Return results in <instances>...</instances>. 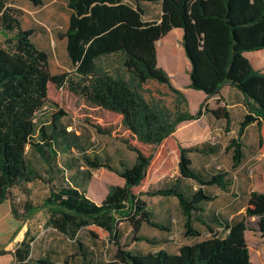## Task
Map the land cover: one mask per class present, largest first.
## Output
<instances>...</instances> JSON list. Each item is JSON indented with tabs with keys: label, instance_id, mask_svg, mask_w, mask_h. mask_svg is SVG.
I'll use <instances>...</instances> for the list:
<instances>
[{
	"label": "trees",
	"instance_id": "1",
	"mask_svg": "<svg viewBox=\"0 0 264 264\" xmlns=\"http://www.w3.org/2000/svg\"><path fill=\"white\" fill-rule=\"evenodd\" d=\"M28 1L34 7L42 5V0ZM125 1L68 0L70 17L64 38L72 75H51L47 54L31 41L33 31L21 26L23 13L9 7L8 0H0V206L10 201L11 190L42 180L27 162L28 150L47 161L45 147L73 148L59 127L66 114L54 111L58 100L50 101V90H62L97 114V120L88 119L87 125L121 143L132 160L114 168L107 161L85 157L88 170L105 169L121 179L123 186L110 188L97 205L86 196L92 175L86 171L81 183L64 179L47 185L48 195L41 206L26 201L25 219L45 209L46 226L75 243L83 264H92L93 249L89 248L93 247L80 243L81 234L93 246L107 241L113 247L105 264H252L245 232L254 230L264 238V194L249 193L245 213L237 220L204 217L202 206L215 199L205 188L227 192L232 182L227 173L206 175L192 168L191 154L213 153L215 147L205 143L184 148L174 137L181 123L203 115L228 125L229 113L225 107L202 110L200 105L190 114L183 93L157 66V55L167 65H175L174 39L159 42L157 55L155 45L173 29L182 30V47L190 64L189 89L202 92L206 99L219 96L224 86L239 92L247 114L238 135L255 124L257 152L264 155V73L254 70L243 56L264 50V0H127L134 5ZM140 4H158L159 20L144 21ZM115 59L118 66L106 67ZM47 106L53 111L50 121L39 123L38 115ZM227 150H232L231 170H235L243 158L242 145L231 141ZM173 168L176 178L144 190L153 176H169ZM167 197L178 202L185 218V238L200 237L194 223L205 227L210 238L182 246L174 255L164 251L141 255L128 249L140 242L154 245V240L140 234L143 225L169 232L152 220L142 199ZM9 214L20 221L13 205ZM122 222L131 228L126 244L117 230ZM209 223L222 232L213 233ZM31 242L24 241L10 252L12 264H52L47 259L32 260Z\"/></svg>",
	"mask_w": 264,
	"mask_h": 264
},
{
	"label": "rangeland",
	"instance_id": "2",
	"mask_svg": "<svg viewBox=\"0 0 264 264\" xmlns=\"http://www.w3.org/2000/svg\"><path fill=\"white\" fill-rule=\"evenodd\" d=\"M67 2L68 0H42V5L40 7H34L28 0H8L9 7L18 9L23 13L21 26L25 30L33 31L31 41L34 46L47 54L51 75H72V67L66 57L64 48V33L70 17ZM125 2L134 5L127 0ZM139 6L144 13L143 19L145 21L159 20L160 7L158 4H140ZM172 33L173 34L168 40L177 39L176 33ZM2 43L3 38L0 36V45H2ZM179 44L182 49V38ZM173 55V61L177 68L176 72L179 76L173 78L169 76L166 71L168 69L172 70L173 66L167 65V63L163 61V58H160V62L157 66L168 75L172 85H177L179 88L183 86L188 87L187 83H189V78L186 75L188 73L186 66L187 59L184 54L178 51ZM105 65L108 68H114L118 66V59L109 60ZM189 91L192 93H186L184 96L188 103V111L192 115L197 112L200 105L202 110L225 107L223 106V98H225L231 106L234 105L235 109H238V96L236 95H220L215 100L209 101V99L203 100L200 98L202 95H197L200 92ZM49 95L52 103L58 100V106L54 111L57 112L61 109V111L66 114V117L60 119L59 127L64 130L73 148L65 151L63 150V146H58L56 144L53 148L45 147L47 161H43L36 152L28 150L27 162L42 180H36L31 184L23 185L21 190H11L9 197L10 201L0 206V264H11L13 257L10 252L18 248L24 241H33L39 234L46 232L44 230L48 227L46 226L47 211L45 209H37L34 214L25 219L22 208L26 201L31 202L34 207H39L48 195L47 185L60 184L64 179H67L70 183H81L82 180H84V173L90 171L92 175L88 183L86 196L96 204H100L110 188L122 187L123 182L116 175L105 169L88 170L83 159L87 157L89 160L98 159L101 162L107 161V163L114 168L118 167L121 162L128 163L132 160L133 155L129 153L121 143L107 136L97 134L92 127L87 125L86 122L88 119L95 121L98 116L82 106V103L78 99L62 90H50ZM236 111L237 112L233 113L230 117L228 125L220 122L216 123V125H211L210 135L204 138L207 141L220 145L219 152L211 157L215 164L226 165L227 153L232 151L227 150V146L231 141L240 142L247 157L251 158L256 156L254 144L255 138H258L257 132L251 124L248 125L244 129L242 135L239 136V124L243 121L244 117L240 115L241 113L238 110ZM52 113L53 111L49 106L45 107L40 115H38L39 123L48 124ZM255 161L256 160L253 159L244 168L248 181L255 180L256 171L254 170V166H252V163ZM174 170L175 168H173V171ZM152 178L145 185L146 187L149 184L148 190L156 187L160 181L158 178ZM261 180L262 176L257 178L254 185H260ZM27 192L28 194H26ZM145 200L151 207L155 206L154 208L157 209V213L164 212L167 209L177 222L175 231L168 236L167 240L169 243L162 247V251L173 252L181 242L178 211L176 210L175 204L165 203V207H162L157 200ZM10 205H13L17 210L21 217L20 221H15L10 216ZM251 228L254 229L253 225ZM145 229L144 234L147 236L162 235L160 232H156L149 227ZM44 236L45 237H42L41 241L37 239V243L33 244V261H44L43 259H47L51 262L56 258L53 251L59 249L65 252L64 262L75 264V254L71 248L72 244L70 241L61 239L52 231H47ZM247 236L252 256L264 257V239L256 233L251 235L249 232ZM79 241L81 243L85 240L81 237ZM98 245L99 248L93 246L91 243L89 245L93 247V250H91L92 254H89V260L92 264H100V261L103 262L108 259L107 250H104L100 243ZM152 248L157 249L158 247H149L143 243L136 246L134 251L145 252Z\"/></svg>",
	"mask_w": 264,
	"mask_h": 264
},
{
	"label": "crops",
	"instance_id": "3",
	"mask_svg": "<svg viewBox=\"0 0 264 264\" xmlns=\"http://www.w3.org/2000/svg\"><path fill=\"white\" fill-rule=\"evenodd\" d=\"M172 32L176 33L177 39H175L174 41H175V44L177 46V51L184 54V50H183V48L181 49L180 44H179V41H181V38L183 35L182 30L181 29H173L171 32H169V34L167 36H165L163 39L159 40L156 43V45H155L156 55H157V47H156L157 44L159 42L167 41L171 37V35L173 34ZM65 47H66V39L64 38V48ZM184 56H185V54H184ZM243 56L248 60V62L250 63L251 67L254 70L259 71L261 73H264V50L244 53ZM159 62H160V58L157 55V64ZM186 66H187V71H188V73L186 75L189 78L190 64H189L188 60L186 61ZM167 69H168V67H167ZM176 71H177V68L174 65L172 70L168 69L166 72L169 74V76L171 78H173V77L179 76ZM169 80H170V78H169ZM170 82H171V80H170ZM187 84H188V87L183 86L182 88L177 87V85L176 86L173 85V86H175V88L177 90L181 91L183 93V95H185L186 93H192L191 91H189V90H191V89H189L190 81ZM192 91H194V90H192ZM200 93L197 95H202L200 98L205 100L206 97L204 96V94L202 92H200ZM220 95H236V96H238V101H237V103H238L237 108L238 109H235L234 105L231 106L227 102V100H225V98H223V100H224L223 106L226 107L230 117L232 116L233 113L237 112L236 110H238L241 113L240 115L242 117L245 116L246 110L243 106V97L241 96V94L239 92H237L235 89H233L229 86H224L220 91L219 96ZM219 96H217L215 98H210L209 101L215 100ZM219 122L225 124L224 121H217V120L213 119L210 115H203L199 120L181 123L174 135H175V138L181 144V146L184 148H191V147H194V146H197L200 144L207 143V144H209V145H211L217 149L213 153H209V154H191L190 155L191 165H192L193 169L200 171L206 175H211V174L215 173V171H221V172L228 174V178L232 182L229 190L227 192H222L215 187L205 188V191L207 193L213 195L215 197V199L212 202L204 204L202 206V208H203V216L204 217H211V216H214V217L217 216L218 217V216H220V217H222L228 221H232V220H237L241 216L244 215L249 193L257 192V193L264 194V155H260L257 152V138H255L254 150L256 152V156L251 157V158L247 157V155L245 154L244 148H243L242 149V153H243L242 161H241L240 165L235 170H231L232 151H230V152L228 151L229 153H227L226 165H218V164L213 163V159L211 157L219 152L220 145L218 143H212L210 141H207L204 138H206L210 135V133H211L210 126L216 125V123H219ZM251 126L256 130L255 124H252ZM253 159L256 160L255 162L252 163V166H254V170L256 171L255 180L248 181L247 176L244 172V168ZM177 176H178L177 169H175L171 173V175H169V176H160V177L153 176V178H158V180H160L159 181V183H160V182H163L165 180L174 179ZM261 176H262V180L260 182V185H254V183L257 181V178H259ZM189 184L193 187L194 190L197 188L192 183H189ZM148 186H149V184L145 187V190H148ZM142 199L146 202L147 210L149 211V213H151L152 220L154 222L160 224V225H164V226L169 228L168 233L160 232L158 230L151 228L152 230H154L156 232H160L162 234L160 236H156V235L147 236L146 234H144V232L146 230L145 228L148 227L146 225H143L140 228V234L141 235L147 237L150 240H154V245L149 246V247H158L157 249L152 248V249H149L145 252L144 251L137 252V251H134V248L140 244H143V243L146 244L145 242H140V243H136V244L129 246L128 249H130L131 251H134L137 254L144 255L147 253H156L158 251H162L163 250L162 247L165 244L169 243V241L167 240L168 236H170L175 231L176 226H177V222L173 219L172 215L169 213V211L167 209L164 212L157 213V209L154 208L155 206L151 207V205L150 204L148 205L147 201L145 200L146 198H142ZM149 200H153V201L157 200L158 203H160L162 205V207H165V205H164L165 203H173V204H175L176 210L178 211L179 231H180L179 234L181 236V242L178 244V247L176 249H174L173 252L164 251L167 254H172V255L177 254L178 249L182 246L194 245L198 242H201L203 240H207L210 238L211 234L209 233V231L205 227L201 226L200 224H196V223L193 224V227L195 230H197L199 232L200 237L199 238H185L184 237L185 218L183 217V215L180 211V208L178 206V202L175 198H173V197L149 198ZM97 205H99V204H97ZM47 215H48V213H47ZM47 219H48V216H47ZM251 222H255V219L254 218L251 219ZM209 225H210V228H211L213 233H216V232L221 233L222 232V228H220L218 225L213 224V223H209ZM118 226L120 227V228L117 227V230H118V233L121 237V243L122 244L128 243L129 235L131 233V228L125 222L119 223ZM44 231H46V232L52 231L57 236H59L61 239H65L66 241H70L67 238L63 237L62 235L58 234L51 227H47V229H45ZM46 232L39 234L37 236V238L31 242V248L33 247V244L37 243L36 242L37 239L41 241L42 237H45L44 235L46 234ZM249 232L251 233V235L256 233L260 236V234L253 231V230L245 232V240H246V244L248 247L250 261L252 264H264V257H260V256L258 257L256 255L252 256V254L250 252V247H249V243H248V236H247V234ZM81 236L83 237V240H85L81 243H83L85 246H89L90 242H89L88 238L82 234L79 237L81 238ZM262 239H264V238H262ZM99 243H97L95 247L99 248V245H98ZM71 244H72L71 248L73 249V252L75 254V264H83L82 258L79 255V251H77V249H76L75 243L71 242ZM100 244L103 246L102 248L104 250H107V252H108V256H107L108 259L104 260L103 262L100 261V264H105L108 262V260L112 256L114 249L111 245H109L107 243V241L101 242ZM146 246H148V245L146 244ZM89 249H93V248L90 247ZM53 252L55 253L56 258H55V260L51 261L52 264H70V262H64V257H65L64 251H60L59 249H57V251H53ZM12 263H13V261H12Z\"/></svg>",
	"mask_w": 264,
	"mask_h": 264
},
{
	"label": "water",
	"instance_id": "4",
	"mask_svg": "<svg viewBox=\"0 0 264 264\" xmlns=\"http://www.w3.org/2000/svg\"><path fill=\"white\" fill-rule=\"evenodd\" d=\"M187 59V58H186ZM189 62V61H188Z\"/></svg>",
	"mask_w": 264,
	"mask_h": 264
}]
</instances>
